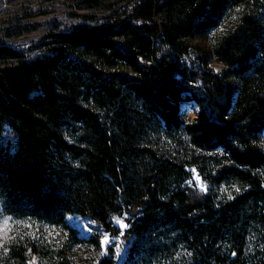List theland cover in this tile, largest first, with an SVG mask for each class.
I'll return each mask as SVG.
<instances>
[{"label": "trees", "instance_id": "16d2710c", "mask_svg": "<svg viewBox=\"0 0 264 264\" xmlns=\"http://www.w3.org/2000/svg\"><path fill=\"white\" fill-rule=\"evenodd\" d=\"M148 1L55 23L35 55L0 43V211L58 228L57 253L93 246L92 264H264V0H164V32L123 46L117 25ZM26 249L12 241L2 264Z\"/></svg>", "mask_w": 264, "mask_h": 264}, {"label": "rangeland", "instance_id": "374dc122", "mask_svg": "<svg viewBox=\"0 0 264 264\" xmlns=\"http://www.w3.org/2000/svg\"><path fill=\"white\" fill-rule=\"evenodd\" d=\"M164 0H149L142 5L145 17L138 22L127 17L123 19L121 26L126 30V35L121 44L138 45L144 41L146 35L151 32L163 33L164 22L161 19L159 6ZM131 0H0V43L12 47L26 50L35 55L38 50L34 47L35 42L50 30H55V23L74 24L82 21L81 14L90 16H102L109 14L119 6L130 4ZM94 24L93 20H88ZM190 44H198L201 47H208L206 39L190 41ZM140 68L143 72L152 71L154 63L151 60L138 57ZM210 65L216 69L221 68V64L212 60ZM126 75L141 79L134 71H123ZM188 115L194 116L198 107L194 103L183 104ZM194 180L199 187H203L201 179L194 174ZM69 224L76 226L84 236L97 231L98 224L87 216L72 214L68 215ZM113 222L124 230L127 224L123 217L115 216ZM126 225V227H125ZM62 232L58 228L47 225H36L17 221L0 211V253L5 252L8 244L12 241H22L26 246L28 264H59L64 259L67 264H92L96 253L93 246L77 245L63 249L57 253L55 250L63 246ZM103 246L113 243L116 246L118 260L124 253L125 244L121 239L111 237L106 232H101ZM44 247L46 253L33 251L30 242ZM104 252V250H103ZM95 256V257H94ZM3 261L0 260V264ZM11 264V263H10Z\"/></svg>", "mask_w": 264, "mask_h": 264}, {"label": "snow or ice", "instance_id": "6c2138e0", "mask_svg": "<svg viewBox=\"0 0 264 264\" xmlns=\"http://www.w3.org/2000/svg\"><path fill=\"white\" fill-rule=\"evenodd\" d=\"M125 227H126V225H125Z\"/></svg>", "mask_w": 264, "mask_h": 264}]
</instances>
